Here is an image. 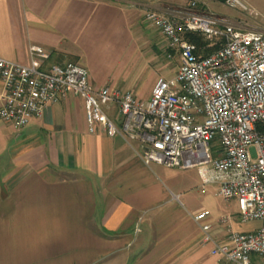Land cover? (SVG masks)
<instances>
[{"label": "crops", "instance_id": "obj_1", "mask_svg": "<svg viewBox=\"0 0 264 264\" xmlns=\"http://www.w3.org/2000/svg\"><path fill=\"white\" fill-rule=\"evenodd\" d=\"M187 1L0 0V56L27 64L29 45H40L44 66L72 60L94 87L148 98L156 79L135 88L121 73L140 57L132 17L159 32L145 12L173 15ZM108 115L117 118L114 108ZM138 151L100 126L89 133L73 93L21 128L0 119V264H233L211 254L195 214L207 212L217 242L223 215L235 231L257 223H240L235 201L202 188L197 171L147 165Z\"/></svg>", "mask_w": 264, "mask_h": 264}, {"label": "built area", "instance_id": "obj_2", "mask_svg": "<svg viewBox=\"0 0 264 264\" xmlns=\"http://www.w3.org/2000/svg\"><path fill=\"white\" fill-rule=\"evenodd\" d=\"M204 1L188 0L173 15L145 12V21L165 39L167 56L179 58L176 75L157 78L148 98L94 87L77 63L44 66L49 53L31 44L27 64L0 56V119L21 128L68 93L79 96L89 133L100 126L108 136L136 142L147 165L195 168L202 188L214 185L219 197L234 200L239 222L256 227L232 230L223 215L226 238L217 242L207 212L194 218L212 255L251 264V253L264 256V32L204 10ZM220 1L252 13L240 0ZM190 35L214 49L204 55ZM113 108L117 118L108 115Z\"/></svg>", "mask_w": 264, "mask_h": 264}, {"label": "rangeland", "instance_id": "obj_3", "mask_svg": "<svg viewBox=\"0 0 264 264\" xmlns=\"http://www.w3.org/2000/svg\"><path fill=\"white\" fill-rule=\"evenodd\" d=\"M240 1H242L252 13L239 8L228 7L219 0H205L203 8L208 12L225 17L236 25H244L245 29L264 31V0ZM132 19L140 24V29L143 31V35L138 44L140 57L139 59L136 57V61L135 59L132 61L130 60L121 70L122 75L127 79L129 78V80L134 79L135 88L145 83L149 86L153 83V79L160 77L164 79L173 78L179 66L178 55L168 57L167 53L169 51H167L166 48L163 49L160 47L161 43L159 42L162 38L161 34L152 29L142 27L143 21L140 16L135 15ZM67 61L71 62L72 60ZM251 153L253 156L255 155L253 148L251 149ZM190 171L193 172L197 170L193 168ZM249 259L251 264H262L264 262V256H259L255 253H251Z\"/></svg>", "mask_w": 264, "mask_h": 264}, {"label": "trees", "instance_id": "obj_4", "mask_svg": "<svg viewBox=\"0 0 264 264\" xmlns=\"http://www.w3.org/2000/svg\"><path fill=\"white\" fill-rule=\"evenodd\" d=\"M107 1V0H106ZM220 1V0H219ZM189 39L195 42L199 47H201V52L205 55L210 53L214 47H206V44L208 43L207 40H205L202 36L200 35H190ZM209 49V50H208Z\"/></svg>", "mask_w": 264, "mask_h": 264}]
</instances>
